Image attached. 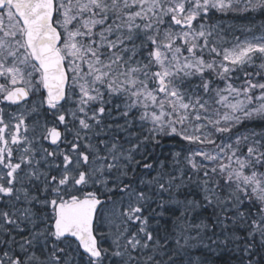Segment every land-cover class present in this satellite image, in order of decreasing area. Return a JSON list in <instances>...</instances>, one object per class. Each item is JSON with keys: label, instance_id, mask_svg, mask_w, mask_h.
<instances>
[{"label": "snow or ice", "instance_id": "6c2138e0", "mask_svg": "<svg viewBox=\"0 0 264 264\" xmlns=\"http://www.w3.org/2000/svg\"><path fill=\"white\" fill-rule=\"evenodd\" d=\"M253 14L0 0V264H264Z\"/></svg>", "mask_w": 264, "mask_h": 264}, {"label": "trees", "instance_id": "16d2710c", "mask_svg": "<svg viewBox=\"0 0 264 264\" xmlns=\"http://www.w3.org/2000/svg\"><path fill=\"white\" fill-rule=\"evenodd\" d=\"M262 19H264V17H261L259 14H253L251 17H247L244 19H235L231 16L223 17L221 18V22L222 23L234 22L236 24L243 25L249 23V21H252L256 25H259Z\"/></svg>", "mask_w": 264, "mask_h": 264}, {"label": "rangeland", "instance_id": "374dc122", "mask_svg": "<svg viewBox=\"0 0 264 264\" xmlns=\"http://www.w3.org/2000/svg\"><path fill=\"white\" fill-rule=\"evenodd\" d=\"M225 25H229V24H232V25H235L236 27H239L240 25L239 24H236L234 22H227V23H223ZM237 35H239V32L236 33Z\"/></svg>", "mask_w": 264, "mask_h": 264}, {"label": "bare ground", "instance_id": "6f19581e", "mask_svg": "<svg viewBox=\"0 0 264 264\" xmlns=\"http://www.w3.org/2000/svg\"><path fill=\"white\" fill-rule=\"evenodd\" d=\"M47 119H48L49 122L51 123V121H52V117H51V116H48Z\"/></svg>", "mask_w": 264, "mask_h": 264}]
</instances>
